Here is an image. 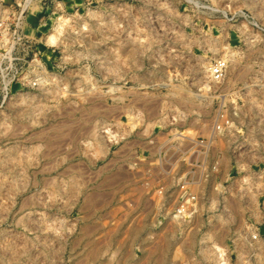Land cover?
<instances>
[{"label":"rangeland","instance_id":"obj_1","mask_svg":"<svg viewBox=\"0 0 264 264\" xmlns=\"http://www.w3.org/2000/svg\"><path fill=\"white\" fill-rule=\"evenodd\" d=\"M0 264H264V0H0Z\"/></svg>","mask_w":264,"mask_h":264},{"label":"built area","instance_id":"obj_2","mask_svg":"<svg viewBox=\"0 0 264 264\" xmlns=\"http://www.w3.org/2000/svg\"><path fill=\"white\" fill-rule=\"evenodd\" d=\"M227 70V62L225 60H218L211 67V76L214 81H221Z\"/></svg>","mask_w":264,"mask_h":264}]
</instances>
